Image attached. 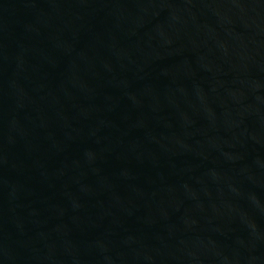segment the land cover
<instances>
[{"label": "water", "instance_id": "water-1", "mask_svg": "<svg viewBox=\"0 0 264 264\" xmlns=\"http://www.w3.org/2000/svg\"><path fill=\"white\" fill-rule=\"evenodd\" d=\"M0 264H264V0H0Z\"/></svg>", "mask_w": 264, "mask_h": 264}]
</instances>
